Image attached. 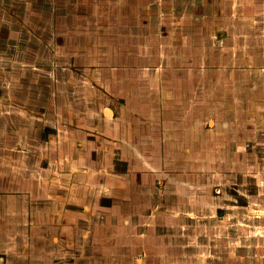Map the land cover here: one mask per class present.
Here are the masks:
<instances>
[{
    "label": "rangeland",
    "instance_id": "rangeland-1",
    "mask_svg": "<svg viewBox=\"0 0 264 264\" xmlns=\"http://www.w3.org/2000/svg\"><path fill=\"white\" fill-rule=\"evenodd\" d=\"M5 1L15 13L0 14V165L23 159L37 179L58 178L79 155L97 176L114 163L99 153L132 139L157 162L151 183L131 170L128 186H144L134 200H109L113 215L91 199L98 211L88 235L81 225L77 264H264V0H0L1 13ZM138 94L170 98L167 111L189 126L181 145L133 138L126 103L161 112ZM123 163L106 169L129 172ZM139 202L142 213L128 214ZM176 205L193 211L171 213ZM118 225L127 229L107 232Z\"/></svg>",
    "mask_w": 264,
    "mask_h": 264
},
{
    "label": "crops",
    "instance_id": "crops-1",
    "mask_svg": "<svg viewBox=\"0 0 264 264\" xmlns=\"http://www.w3.org/2000/svg\"><path fill=\"white\" fill-rule=\"evenodd\" d=\"M6 4L7 6H11L8 5V2H3L1 6L2 13L0 12V14L3 15L6 20L9 19L8 21L10 22L14 20L15 12L12 9H7ZM126 82L129 81L126 80ZM158 96L159 95L156 97ZM136 97L138 98L136 101L138 105L144 106V104H149L152 110L159 108L162 113L159 111L157 117L155 116V114H157L155 110L152 111L153 113L148 117L146 115L147 112L139 113L129 104H123L124 108L127 110V114L133 117L130 120V123L134 126V130L132 131L133 138L139 135V139L145 137L147 140L150 139L148 137L152 136L151 144L154 145L156 143L155 141L159 139L162 142L160 149L165 151L175 149L177 145H181L183 141L182 136L184 134L188 136L189 134V126L184 129V127H186L183 124L184 117L178 116L179 119L177 120L173 116V113L167 111L170 108L166 98H170L164 96V100L161 97H159V99L155 97H149L150 99H147L148 96L144 94H138ZM116 102H118L119 106H123L121 105L120 98L117 97L115 99V103ZM106 109L108 110L106 111ZM162 109L164 111H162ZM103 110L105 115L107 112L115 115L116 112L112 106L104 107ZM106 116L109 117V115ZM154 120L156 123H153ZM149 128H154V132L150 136L148 135L151 133H148L147 130ZM68 140L69 144H72L73 147L75 144L72 143L73 138L68 136ZM142 141L143 142L137 143L132 139L128 140L126 144L124 142L122 144L119 143V150H117V153H113L109 156H106L105 150L99 153L101 157L99 160L103 158H105V160L106 158L110 160L112 157L115 164H119L122 161L124 162L123 165L125 164L126 167L128 166L127 170H129V172L125 170L124 172L121 171L119 174L109 173L110 169L106 168L114 167V163H109V165L106 164L107 166L101 164V166L103 165V167H105V170L103 173L96 176L94 170L90 168L91 166L86 162L85 164L79 162V155H76V161L74 163L71 162L72 158L67 157L64 159V161H68L67 163L71 168L68 171L64 169L65 173L62 174V177L57 178L55 174L57 170H59L57 169L52 174H48L46 178H42L43 176L41 177V175L39 177L38 174L37 179L35 173L30 171L29 168L26 171L22 169L24 166L23 159L20 162L21 165H18L19 162L15 164L16 162H11L6 156L5 164L0 165V264H77L79 259L78 234L81 225L85 224L86 227L83 234L88 235L87 231L91 230L89 226L91 218L88 217L89 213H91L94 208V199H91L95 198V200L97 199V201L101 202V207H99L102 209V212L101 210L99 211L101 214H106L108 216L111 214L113 215L114 208L109 206L111 204L109 200L113 202H127L130 199H135L136 191H142L144 185L136 190H134L133 184H131L130 187L128 186L133 180H129L127 176L133 170L138 169L141 172H149L148 175L139 174L140 182L142 181V184L145 185L149 182L143 178L144 176H149L151 183L153 174L157 175V162L146 158L148 150H151L150 145L145 143V140L142 139ZM76 142L79 143V141ZM75 146L77 147V145ZM72 151L77 153L73 148ZM88 151L87 149V152ZM90 151L93 153L95 152L93 149ZM151 156L157 158L156 153L151 154ZM163 157L162 155L161 159H163ZM167 160L168 159H166L165 162H161L166 163L168 162ZM85 161H87V158ZM62 170L61 168V171ZM79 171L82 172L80 177L78 175ZM96 171L100 173L99 170ZM130 177L133 179L132 176ZM177 182L181 183L182 181ZM79 186L82 190L79 189ZM60 187H65L67 190H62L61 192ZM83 187L87 189L86 194L83 192ZM91 188H96V190L93 191ZM79 191H81L82 194V209L80 213L78 207L75 206V204L78 205V195L76 194L74 196L73 194ZM174 192H177V188ZM150 194H152V192H150ZM185 195L186 194H183V196L181 195L183 200H187ZM140 197L141 199H150L147 193ZM83 198L87 199V201L84 202ZM145 204L143 205L142 202H139V204L134 205L136 208L133 206L134 208L128 210L127 213L135 215L138 211V214H141ZM69 205L70 207H68ZM176 207H172L171 213L179 210L180 212L178 214L183 216L187 215V212L193 211L188 210L185 205H176ZM78 214L87 216L85 218L86 221H82ZM110 220L111 219L108 218L107 221L109 223H107V225L110 224ZM145 221H147V218ZM122 226L123 225H118V228L113 227V229L108 227L107 232L109 233L110 230L113 232L114 229L118 230V233L123 232L127 228H123ZM125 238L128 237L125 236ZM122 239L123 238H117L111 241V245L120 248V246L126 244V241ZM82 244L83 245L80 246L82 249L83 247L85 248V246L87 247V245H85L86 240ZM103 245L105 246L107 244ZM84 257L88 260L89 254H86Z\"/></svg>",
    "mask_w": 264,
    "mask_h": 264
},
{
    "label": "bare ground",
    "instance_id": "bare-ground-1",
    "mask_svg": "<svg viewBox=\"0 0 264 264\" xmlns=\"http://www.w3.org/2000/svg\"><path fill=\"white\" fill-rule=\"evenodd\" d=\"M108 110V109H107ZM108 188V187H107Z\"/></svg>",
    "mask_w": 264,
    "mask_h": 264
}]
</instances>
